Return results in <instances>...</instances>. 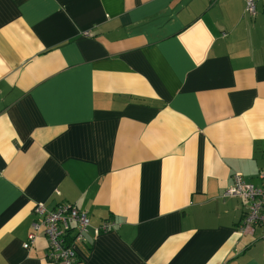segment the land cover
<instances>
[{"label": "crops", "instance_id": "1", "mask_svg": "<svg viewBox=\"0 0 264 264\" xmlns=\"http://www.w3.org/2000/svg\"><path fill=\"white\" fill-rule=\"evenodd\" d=\"M256 7L0 0V264H53L40 230L23 247L38 200L87 210L81 264H264L224 195L264 168Z\"/></svg>", "mask_w": 264, "mask_h": 264}, {"label": "built area", "instance_id": "2", "mask_svg": "<svg viewBox=\"0 0 264 264\" xmlns=\"http://www.w3.org/2000/svg\"><path fill=\"white\" fill-rule=\"evenodd\" d=\"M264 1V0H262ZM257 0H245V12L256 13ZM261 185L243 180L240 174L233 176V183L226 187L224 195H233L246 201V209L242 221L238 225L241 233L253 234L259 228L264 238V168L259 173ZM38 215L32 220L28 238L23 247H28L40 230L47 240L46 258L53 264H81L77 256V246L86 242V232L90 225V217L84 208L76 203L64 201L53 207L38 200L33 206ZM112 220H102L95 226V231L107 230L113 226Z\"/></svg>", "mask_w": 264, "mask_h": 264}]
</instances>
